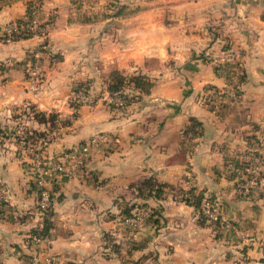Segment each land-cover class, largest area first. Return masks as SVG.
<instances>
[{
	"label": "crops",
	"instance_id": "obj_1",
	"mask_svg": "<svg viewBox=\"0 0 264 264\" xmlns=\"http://www.w3.org/2000/svg\"><path fill=\"white\" fill-rule=\"evenodd\" d=\"M35 1L0 0V38ZM165 1L169 11L100 25L85 0H40L48 29L36 89L25 67L39 40H0V182L10 195L0 192V264H27L46 224L40 264H264V175L245 199L227 168L254 141L264 157V0ZM228 47L238 53L237 98L215 106L204 97L225 85L213 59ZM113 71L151 86L129 85L128 103L109 104ZM82 83L92 101L74 110ZM95 135L78 173L50 183L42 214L30 147L44 139L57 155ZM205 197L224 220L202 214ZM139 207L150 211L142 225L125 223Z\"/></svg>",
	"mask_w": 264,
	"mask_h": 264
},
{
	"label": "built area",
	"instance_id": "obj_2",
	"mask_svg": "<svg viewBox=\"0 0 264 264\" xmlns=\"http://www.w3.org/2000/svg\"><path fill=\"white\" fill-rule=\"evenodd\" d=\"M48 29V22L42 21L40 17L39 6L33 5L29 15L28 22L16 23L11 22L6 25L0 40L10 42L16 38H35L39 40L38 49L34 52L33 58L26 64L25 71L30 88L36 89L43 77L42 58L45 56L44 45L42 39L45 38ZM214 64L218 68V73L224 77L225 85L223 88L208 89L207 95L204 97L206 103L215 106H222L236 100L238 91V81L240 70L238 68V53L233 48L222 49L218 56L213 59ZM79 105L89 103L91 96L89 91L79 89L72 93V98ZM109 104L118 107L124 105V99L118 94H109L106 97ZM101 136L95 135L88 141L78 145L77 147L60 153L50 155L46 151V140L40 139L30 148V158L32 162V171L36 177L38 188V209L42 214H46L51 208L52 190L50 183L57 180L59 176L67 177L75 176L83 167L85 161L89 158L90 149L97 145ZM228 173L235 183L236 192L245 199L252 198L260 189L264 173V157L261 153L260 144L256 141L243 153L238 161L227 162ZM0 192L3 200H8L10 195L0 182ZM202 214L210 220H224V215L217 208L210 197H205L201 203ZM150 211L139 207L133 215L123 216L125 223L131 224L133 227L141 226L143 221L149 216ZM40 227V226H39ZM31 238L36 246L33 253L29 255L27 264H40L39 254L42 249L40 244L45 241L46 237L41 234V227ZM48 260H51L48 259Z\"/></svg>",
	"mask_w": 264,
	"mask_h": 264
},
{
	"label": "rangeland",
	"instance_id": "obj_3",
	"mask_svg": "<svg viewBox=\"0 0 264 264\" xmlns=\"http://www.w3.org/2000/svg\"><path fill=\"white\" fill-rule=\"evenodd\" d=\"M81 5H84L83 8L86 12H90L88 13L90 21L99 23L100 25L114 18L119 19L131 13L130 16H132L144 9H149L150 11L156 9H162L164 11L170 10L168 7L169 4L165 0H105L103 2H99V0H85ZM134 212L125 216L133 215Z\"/></svg>",
	"mask_w": 264,
	"mask_h": 264
},
{
	"label": "trees",
	"instance_id": "obj_4",
	"mask_svg": "<svg viewBox=\"0 0 264 264\" xmlns=\"http://www.w3.org/2000/svg\"><path fill=\"white\" fill-rule=\"evenodd\" d=\"M39 1L40 0H36L35 2L29 4V8H32L33 5L39 6ZM28 19H29V14L26 16V18L18 19V20L13 21V22H16L17 24L18 23H25L26 24L28 22ZM129 85H133L136 88L147 91L149 89V87L151 86V83L148 79H146L143 76L125 77L122 74H120L118 71H113L110 74V80L107 84V91L111 95L112 94L113 95L114 94L120 95L124 99L125 104H126L130 101L129 95H128L127 90H126V88ZM79 89L87 91L89 89V86L82 83V84L77 85L74 88V91H77ZM71 106L74 110H76L80 105L73 98V99H71ZM197 203H198V201H197ZM49 211L46 213V215H49V213H50ZM124 214L129 215L130 212L124 213ZM47 231H48V225L46 224V226H44V228L41 230V234L46 236Z\"/></svg>",
	"mask_w": 264,
	"mask_h": 264
}]
</instances>
